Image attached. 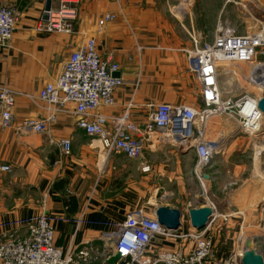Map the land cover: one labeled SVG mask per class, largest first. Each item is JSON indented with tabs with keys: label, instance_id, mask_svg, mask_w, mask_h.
<instances>
[{
	"label": "crops",
	"instance_id": "crops-1",
	"mask_svg": "<svg viewBox=\"0 0 264 264\" xmlns=\"http://www.w3.org/2000/svg\"><path fill=\"white\" fill-rule=\"evenodd\" d=\"M46 1L0 0V4L15 7L19 12L11 41L0 48V85L18 92L12 125L0 128V166H10L8 172L0 170V221L42 212L62 217L54 222L56 245L74 251L90 247L91 257L95 258L90 264H101L103 254L107 253L103 237L113 227L105 223H121L130 210L141 206L147 214L159 204L177 207L183 213V229L192 230L189 210L208 203L205 197L201 198L204 189L194 172L196 150H180L175 145L146 140L137 159L105 151L97 137L88 136L77 126L74 104L70 103L46 132L23 127V120L44 117L46 109L40 99L32 101L22 93L37 95L41 86L55 80L70 50L87 37L95 38L102 58L113 54L119 64L116 76L122 79L121 86L114 91V106L101 107L100 112L119 113L131 97L138 105L132 110V119L143 125L150 112L149 104H187L190 89H197L201 98L186 59V50L192 48L191 37L182 32L180 20L170 13L172 4L168 0H81L74 32L69 35L36 29ZM53 3L55 0H50ZM106 13L117 17L99 26L98 20ZM190 19L203 35L192 16ZM214 31L208 35L210 40L216 35ZM219 84L225 98H237L244 91L242 86L227 88L221 76ZM59 137L71 140L67 156L59 154L54 143ZM231 147L224 146L225 155L214 158L209 165L210 179L205 185L213 194L225 189L226 176H237L247 167L246 163L230 159L229 153L234 150ZM144 166L149 170L144 171ZM247 180L230 191L228 205L244 204L238 196L248 190ZM158 193L169 196L156 200ZM81 212L88 222L75 230L73 219ZM19 232L23 235L24 229ZM179 244L191 248L193 242L158 236L151 247L172 250ZM225 248V253L218 250L219 256L231 252L227 245Z\"/></svg>",
	"mask_w": 264,
	"mask_h": 264
},
{
	"label": "built area",
	"instance_id": "built-area-1",
	"mask_svg": "<svg viewBox=\"0 0 264 264\" xmlns=\"http://www.w3.org/2000/svg\"><path fill=\"white\" fill-rule=\"evenodd\" d=\"M81 0H55L49 10L37 20L36 29L46 33L71 34L75 29L78 4ZM116 14L106 13L98 20L99 26L112 21ZM19 12L15 7L0 4V48L9 44L17 26ZM213 40L193 33L192 48L186 50L188 68L200 87L202 107L195 103L149 104L147 121L137 124L132 119V110L137 107L130 97L114 114L102 113L101 107L114 106V91L121 86L122 79L115 75L119 64L108 53L101 57L97 52L96 40L87 37L69 52L67 60L55 80L39 88L37 95L22 93L28 99L44 102L46 115L23 120V127L37 133L46 132L50 123L66 104H74L76 124L89 136L97 137L105 151H116L128 158H139L146 140L151 143H165L178 146L180 150L194 149L198 162L196 169H202L218 153L222 152L223 139L207 136V122L222 112L238 121L242 132L254 136L261 130L264 115L259 101L264 98V29L239 34L228 25L219 23ZM243 64L248 68L243 67ZM227 66L239 67L247 83L237 98H225L219 84L220 69ZM228 71V70H227ZM18 94L7 85H0V128L12 125L15 97ZM201 118V124L197 120ZM59 154L69 155L71 140L59 137L54 141ZM57 163V162H56ZM55 163V164H56ZM144 171L148 166L142 167ZM0 170L8 172L9 165ZM192 203H189L191 206ZM155 209L147 214L144 207L130 210L121 223L108 221L113 227L103 237L107 247L101 264H243V251L232 250L221 257L216 248L218 230L209 223L198 230H171L155 217ZM62 217L46 212L0 221V264H90V247L76 251L58 246L54 237V222ZM65 219V218H63ZM75 230L88 220L81 212L73 219ZM24 229L20 234L19 229ZM215 231V232H214ZM192 243L191 248L182 244L175 249L165 250L151 247L158 238ZM109 241L114 242L113 245ZM118 255L115 262H108Z\"/></svg>",
	"mask_w": 264,
	"mask_h": 264
},
{
	"label": "rangeland",
	"instance_id": "rangeland-1",
	"mask_svg": "<svg viewBox=\"0 0 264 264\" xmlns=\"http://www.w3.org/2000/svg\"><path fill=\"white\" fill-rule=\"evenodd\" d=\"M168 1L172 4L170 13L174 18L180 20L181 30L185 35L188 33L191 37L192 45L193 33L199 31L196 28L197 26L191 25L190 16L193 17L196 25L203 30L202 33L206 39H209L208 35L212 34L214 30L216 32L219 23L232 27L239 34L264 29V0ZM178 6L187 8L185 14H181L178 11ZM263 58L264 56L261 55L260 59L263 60ZM224 66L220 69L222 84H225L229 89L230 87L240 88V86H242V89L245 88L247 83L242 75V69L232 65ZM243 66L248 68L245 64ZM186 97H189L187 103H195L202 107V101H200L197 89L188 90ZM205 128L209 138L223 139V150L214 158H221L223 154L225 155L224 146L230 144L232 145L231 148L234 149L229 153L230 159L235 163L242 162L247 165L245 169L238 172L237 176H226L223 179L227 180L225 189L223 191L217 190L214 194L205 185L207 180L210 179L208 169L214 158L206 164V167L198 168V170L195 167L194 169L198 182L204 189L203 197L201 198L204 199L205 197L208 200V204L214 208V213L209 223H212L213 228L218 230L217 232L214 231L217 239L216 248H218L219 253L221 251L227 252L226 245L230 248V251L236 248H240V251H243L244 244L248 239L264 238V121L259 133L250 136L241 131L235 117L222 112L221 115L212 116ZM197 162L198 157L196 164ZM204 174H208L209 177L206 179ZM244 179H248V190L241 192L238 196L240 203L244 204H240V207L228 205L227 197L231 193L230 191L240 188L241 181ZM252 193L255 195L254 199L252 198ZM168 196H162L161 193H158L154 199L160 200V197L165 198ZM226 237H228L227 244L225 243Z\"/></svg>",
	"mask_w": 264,
	"mask_h": 264
},
{
	"label": "water",
	"instance_id": "water-1",
	"mask_svg": "<svg viewBox=\"0 0 264 264\" xmlns=\"http://www.w3.org/2000/svg\"><path fill=\"white\" fill-rule=\"evenodd\" d=\"M45 10H49L50 0L45 2ZM117 75V72L115 73ZM259 108L264 114V98L259 101ZM207 179L208 174H204ZM155 217L165 227L175 230L178 229L182 224V212L177 207L170 205L159 204L155 208ZM214 213V208L208 203L201 207H191L189 210L190 221L193 227L201 230L208 226L209 221ZM245 249L243 250L242 263L243 264H264V244L248 239L245 243ZM118 255H113L109 258L108 262H115Z\"/></svg>",
	"mask_w": 264,
	"mask_h": 264
},
{
	"label": "bare ground",
	"instance_id": "bare-ground-1",
	"mask_svg": "<svg viewBox=\"0 0 264 264\" xmlns=\"http://www.w3.org/2000/svg\"><path fill=\"white\" fill-rule=\"evenodd\" d=\"M177 9H178V11H180L181 12V14H185V12H186V10H187V8L185 9V7H183V6H178L177 7ZM264 115V114H263ZM201 124V118H199L198 120H197V125H200ZM260 153V152H259ZM250 239H252V240H255V241H258V242H260V243H262V244H264V238H260V239H258V238H250ZM246 243V242H245ZM246 247H245V244H244V249H245Z\"/></svg>",
	"mask_w": 264,
	"mask_h": 264
}]
</instances>
